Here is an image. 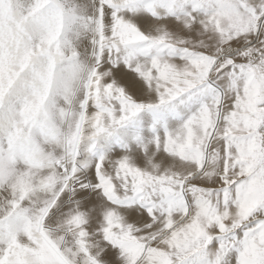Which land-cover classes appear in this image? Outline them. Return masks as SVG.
Instances as JSON below:
<instances>
[{
  "label": "snow or ice",
  "instance_id": "obj_1",
  "mask_svg": "<svg viewBox=\"0 0 264 264\" xmlns=\"http://www.w3.org/2000/svg\"><path fill=\"white\" fill-rule=\"evenodd\" d=\"M0 264H264V0H0Z\"/></svg>",
  "mask_w": 264,
  "mask_h": 264
}]
</instances>
